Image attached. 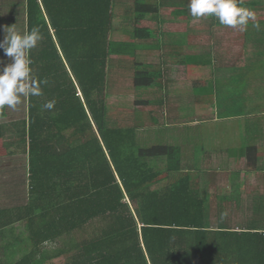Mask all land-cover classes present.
Segmentation results:
<instances>
[{"label": "trees", "instance_id": "obj_1", "mask_svg": "<svg viewBox=\"0 0 264 264\" xmlns=\"http://www.w3.org/2000/svg\"><path fill=\"white\" fill-rule=\"evenodd\" d=\"M25 1L27 29L38 26L43 37L30 51L32 73L46 83L42 95L27 100V117L0 121L4 154L26 153L29 174L27 204L0 209V264H264V201L253 205L245 225L232 226L241 202L203 196L200 180L187 171V147L169 139L165 97L135 95L185 80L198 93L209 90L211 54L184 51L198 44L188 25L153 28L146 22L165 2L133 0L130 40L118 43L112 40L116 0ZM189 3L170 13L191 20ZM208 24L209 40L224 43L213 29L226 26L215 16ZM131 53L132 92L113 95L110 71L131 62ZM108 99L139 106L137 123L110 127ZM50 100L54 108L44 109ZM6 116L7 107L0 120ZM260 123L246 119L248 170L262 159ZM15 226L21 235L9 241L6 230ZM66 238L65 247L46 249Z\"/></svg>", "mask_w": 264, "mask_h": 264}, {"label": "crops", "instance_id": "obj_2", "mask_svg": "<svg viewBox=\"0 0 264 264\" xmlns=\"http://www.w3.org/2000/svg\"><path fill=\"white\" fill-rule=\"evenodd\" d=\"M259 1L263 3L264 0ZM255 6L257 5H247V7ZM254 12L256 13V21H253L251 25L248 23L246 31H240L237 29V33L232 35L234 37L231 38L228 36L229 39L225 38V42L222 44H213L211 39L213 45L212 54L210 62L207 64L209 74H211L209 76L211 84L209 86V90L207 88L203 90L206 91L204 93L205 97L202 98L198 96L199 93L193 88L191 80H185L184 82H169L170 84L163 87L165 88V105L163 106L165 107L164 115L167 120L168 118L169 120H173L171 123L169 121L167 122L169 128L168 136L170 141H176L182 146L187 147L186 150L188 151L185 153L186 157L184 161L185 163H190L191 165L187 168V171L194 178H198L200 182L202 180L221 179V175L226 176L227 179H233L236 186L238 185L236 180L240 179L242 181H246L245 184L243 182L244 185L240 187L241 191L238 192L239 196L244 198L241 201V204H245L243 202H245V197H247L246 193L249 190L247 188L249 185L247 180H245V171L247 174H264V77L261 76L264 74L260 72V68L264 67V39L260 38V41L255 40L259 37H264V28L249 29V27L253 26L254 23H260L264 19V12L259 13L256 12V10H254ZM218 30H220L219 27L214 28L213 32ZM250 33L252 35L251 37ZM228 44L231 48L225 50V58L221 60L220 51L217 49L219 46L223 49L222 47H227ZM230 68L233 69V72L231 73L228 72V69ZM229 75H231V79L234 78L231 83L227 80ZM221 84H224V87H222ZM168 87L171 88L168 89ZM218 94H220L221 100H219ZM187 104L192 107V110L189 112H187ZM203 114L205 115L203 116ZM200 116L203 118L202 122L198 120ZM253 116L257 117L261 121V130L259 131L263 133V145L261 146L263 148V153L261 157L262 159L258 163V167L254 170H248L247 167L241 168L238 165V161L229 152L231 151L229 146H227L229 144L222 145V139L226 137L219 136V134L222 133L224 128L218 127L219 130L215 131L213 127H216L214 123L227 122V124H232L233 122V125H236L234 122L239 121L241 128L236 130L234 133H240V131H242L243 134H245V137H247L246 119ZM2 120L3 119L0 121ZM205 124H207V126ZM206 130L209 132V136ZM193 131L196 132V135L199 133L198 136L200 138L197 137L196 139L201 142L200 146H204L202 148L200 147L196 152L194 151L196 145L188 144L186 141L187 136L191 135V132ZM206 134L210 139V142H207V138L205 137ZM243 144L245 145V141ZM5 156L9 155L4 154L0 144V160H2L3 157L5 158ZM239 158L242 163L247 157L245 153H240ZM214 163H224L226 168L222 171L217 168H210L209 165ZM2 168V161H0V192L6 196L9 184L7 183V177L4 178V175H2ZM193 172H198L199 176L197 174H192ZM203 175H207L209 177L204 178L202 177ZM262 179L264 178L262 177ZM202 185L204 186L202 187ZM202 185L201 190L203 196L205 195V192H207L210 197L213 194H216H211L212 192L208 191L209 186L207 187L205 184ZM261 185H264V182H262ZM260 190L261 193H258V196L261 194L264 195V186ZM238 193L237 191L232 190L231 196L233 195L235 199V195ZM214 196L216 199L218 196H221V194ZM262 201H264V198H256V203H261ZM1 208L6 207H2L0 205V209ZM252 215V213H248L246 217L247 222L253 218ZM260 221L261 225H263L264 217L263 219L261 218ZM232 226L240 227L238 223H234V221L232 222Z\"/></svg>", "mask_w": 264, "mask_h": 264}, {"label": "rangeland", "instance_id": "obj_3", "mask_svg": "<svg viewBox=\"0 0 264 264\" xmlns=\"http://www.w3.org/2000/svg\"><path fill=\"white\" fill-rule=\"evenodd\" d=\"M161 1L165 2L164 3L165 7L161 9V12L158 16L152 17L146 23L152 26L153 28H156V29L164 28L165 30L168 28L172 29L173 27L179 28L180 25L187 24L190 29V33L197 35L198 44L192 46V48H189L188 46H186L183 48L184 51L190 54H198V55L212 54L213 45H212L211 40H209L210 35L212 36V32H211L212 27H210V25L208 24L209 16L201 17L199 19L192 18L191 20L185 21L180 18L174 17V15L170 13L171 10L173 9L172 6L178 5V4L180 5L181 3H184L185 0H161ZM252 1L260 2V3L255 7H247V8H250V10L252 11L256 10V12L263 13L264 12V1L263 3L259 0H252ZM132 2L133 0H116V8H115L116 13H115V19H114V28H113V33H112V40H114L115 42L125 43L130 40L129 33L132 31V28H133ZM252 23L253 21H249L250 25ZM14 24L18 30L22 31V30L27 29L26 1L25 0H0V40H2L4 37V32H3L4 27L12 26ZM259 26H260L259 29L264 28V19L259 23ZM219 28L220 30L218 31L220 32H218L217 34H222L226 38H228V36L233 38L234 36L232 35L237 33V29H238V28H231L228 26H226V28L219 26ZM254 28L256 27H253V26L249 27V29H254ZM251 36L252 35L250 33V37ZM260 38L264 39V37H259L258 39H255V38L254 39L260 41ZM220 47L221 46H219L217 50L220 51L221 60H223L225 58L224 57L225 50H228L229 48H231V46L228 44L227 47L223 46L222 47L223 49H221ZM131 54L133 57V59L130 60L131 62H120L121 64L120 63L118 65L115 64L114 68H112V70L110 71L109 91L113 95L114 94H129L132 92V87H131L132 81H131L130 75L132 74V71L134 70L135 61H134L133 53ZM117 58L118 57H116L115 55L113 58V62L118 63L119 61L117 60ZM10 62H11L10 59L4 56L3 50H0V69H2L4 64L10 63ZM206 69H208V66ZM170 70H172V66H168V71L166 68L167 72L165 73L166 75H169V77L170 75H172L170 74L172 73V71ZM228 72L230 73L233 72V69L232 68L228 69ZM260 72L264 74V67L260 68ZM261 76L264 77V75H261ZM230 77L231 75L227 77V80L230 81L229 83H231V81L234 79V78L231 79ZM223 83H226V82H223ZM166 84L168 85L170 83L167 82ZM221 85L222 87H224L223 86L224 84H221ZM161 88L160 87L155 88V89L151 88L152 90H146V91L138 90L135 93V95L138 99H142V100L143 99H152V100L154 99L158 101L160 100L161 97L163 98L165 95V88L163 89ZM205 92L206 91H202V92L200 91L199 97H202V98L205 97L204 95ZM218 98L219 100H221L220 94H218ZM138 107L139 106L133 105V103L132 102L130 103V101L128 100L120 101V100H115V99H108V121H109L108 124L109 126L110 127H128V126L135 125L137 123L135 112ZM27 108H28L27 101L22 102L14 110L7 108V116L6 118L3 119V121H14V120L27 117ZM151 108L152 107H147L146 110L147 111L151 110ZM164 108L165 107H163L162 110ZM190 110H192V107H190L189 104H187V112H189ZM204 115L205 114H203V116ZM198 120L202 122L203 121L202 116H200ZM168 121L171 123L173 120L171 119L169 120L168 118L167 122ZM214 124L216 126V127H213L215 131L219 130L218 127L224 128V130L222 129L223 130L222 133L219 134V136L226 137L222 139V142H223L222 145L229 144L227 146H229L231 150L229 151L230 154H232L234 158L238 161V165L241 168L243 167L246 168L247 167L246 160L241 163V160L239 158V154L240 153L244 154L245 149H246V146L243 144L244 141L246 142L245 134H243L242 131H240V133H234L236 130L241 128V125H239L240 122L235 121L234 124L236 125H233V122L232 124L230 123L227 124V122L226 123H214ZM205 125L207 126V124ZM198 135H196V132L193 131L191 132V135H188L186 138V141L188 142V144L196 145V148L194 149L195 152L198 151L200 147L201 148L204 147V146H200L201 142L198 139H196ZM208 136H209V132H208ZM208 136L206 134L205 137L207 138V142H210V139L208 138ZM242 159H245V158H242ZM0 161H2V165H3V168L1 170L2 175H4V178L7 177L6 178L7 183L9 184L7 192H6L7 193L6 196L0 192V205L2 207H9V206H18V205L27 204L28 202V175H29L28 174V155L26 153H17L11 156L10 155L5 156V158L3 157L2 160ZM209 166L210 168H217L218 170H221V171L226 168L224 163H216V164L214 163ZM260 172L262 173L261 170ZM192 174H197L199 176L198 172H193ZM244 174L246 178L245 180H247V183L249 185L247 187L249 189L248 192L246 193L247 197H245V202H243L245 204H241L239 210L236 211L235 215H233V217L231 216V221L232 222L234 221V223H238V225L239 223L240 224L242 223L245 225V222L247 221L246 217L248 213L250 212L253 214V211H251L250 209L256 203V198H259V199L264 198L263 194L258 196V193H261L260 189H262V187L264 186V185H261L262 182H264V179H262V177L264 178V176H262L264 174L263 173L262 174L248 173L250 175L249 176L246 173V171ZM202 177L205 178L209 176L203 175ZM220 177L221 179L219 178V179L201 181L202 184L207 185V187L208 186L211 187V188L208 187V191L212 192L211 194L216 193V194H213L211 197L209 196V200L207 201L214 200L215 199L214 195H217V194L218 195L221 194L223 196H228V195L231 196L232 190L237 191L238 193L239 191H241L240 187L246 183V181H242L238 179L236 180L238 182V185L236 186V183H234L233 179L232 180L231 178L227 179V177L224 175H221ZM203 186L204 185H202V187ZM204 196L208 197L207 192H205ZM235 199L236 201L239 200L241 202L244 198L240 197L238 193L237 195H235ZM216 217L211 216L212 219H215ZM259 218L261 219V216H259ZM14 228L16 229L14 230V232H10V230H6V234L9 236L8 237L9 241L21 235L20 229L17 228L16 226ZM75 238H78V237H75ZM70 240L71 238H66L62 241H58L53 244H48L46 246L47 247L46 249H48L50 253L53 252V250L57 251L56 249L65 247L66 245H68L69 244L68 242ZM21 253L22 251L19 252V255H21Z\"/></svg>", "mask_w": 264, "mask_h": 264}, {"label": "clouds", "instance_id": "obj_4", "mask_svg": "<svg viewBox=\"0 0 264 264\" xmlns=\"http://www.w3.org/2000/svg\"><path fill=\"white\" fill-rule=\"evenodd\" d=\"M243 0H190L188 5L190 15L194 18L215 16L224 26L246 31L249 21H256V13L247 7H242ZM253 27L259 28V23ZM4 37L0 40V50L10 63L0 69V114L5 107L15 109L30 97L42 95L41 84L46 81L37 79L32 73L30 51L42 40L38 26L30 30H18L15 24L5 26ZM55 100L43 105L46 110H52Z\"/></svg>", "mask_w": 264, "mask_h": 264}]
</instances>
